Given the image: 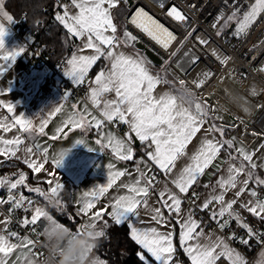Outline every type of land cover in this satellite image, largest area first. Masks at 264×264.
<instances>
[{
    "label": "snow or ice",
    "instance_id": "obj_1",
    "mask_svg": "<svg viewBox=\"0 0 264 264\" xmlns=\"http://www.w3.org/2000/svg\"><path fill=\"white\" fill-rule=\"evenodd\" d=\"M5 0H0V15L4 17L8 24H11L13 16L4 10ZM238 3V0H236ZM120 3V0H70L71 7L78 10L74 14L70 11L69 4H63V14L57 13L55 20L67 30V33L72 37L81 41V47L78 48V53L73 54L67 61L70 66V70L65 72V75L70 77L74 84L80 85L84 82L89 70L97 64L98 61L103 58L108 62V67L102 68L95 76V79L91 82L89 91V100L92 106L99 111V117L93 115L88 110L87 106L84 108L82 114L77 115L73 113V116L66 122V125H71L75 128H102L105 123L119 122L120 124L128 126V133L126 139H120L114 136L112 133H108L105 136L97 139L96 143L100 145L101 150L110 149L113 156L118 160L132 161L134 160V144L136 141L144 146V157L136 161L137 167L135 172L136 178L127 184H123L122 187L127 189V195H120L115 198V202L110 205L111 212L109 215L115 221L117 225L126 221H130L132 216L139 217V208L141 206L148 207V197L150 190L155 187L156 177L149 167V162L155 165L166 176L170 175L175 162L178 158L186 155V148L197 133L201 130L205 131L206 138L201 143L199 149L190 157L191 163L184 167L178 176L171 179V183L179 190V193L185 195L188 194L189 189L197 183L198 178L204 174L205 169L212 165L213 161L217 159L222 149L234 150L236 155H232V151H228V167L227 175L221 176L217 181L216 186L213 187V192L216 188H219V194L211 195L203 205V209H208L209 205L216 202L220 205L219 211L212 212V218L215 220L217 216L224 217L227 213L230 218H235L238 223L241 222V217L238 212L233 211V205L237 203V200L245 193L252 197L246 203L240 205L241 208L247 210L252 215L264 220V200L256 199L258 193L255 188L250 189L249 183H254L257 187L264 186V179L259 175H256V169L258 167L264 168V164L258 165L253 157L254 152L247 151L243 146L234 147L235 138L231 140H217L215 136L208 139L207 136L213 133H219L222 137L224 135V127L218 126L214 123L205 125L209 121V106L199 99L194 92L184 87V81H180L181 88L177 91V94L165 93L160 96L154 95L156 86L161 83V79L158 76H154L148 65L150 61L145 57L137 53L135 56L127 55L119 48L123 44L125 46L132 45L136 37L130 32L125 31L123 39L117 36V25L113 22L112 9L116 8ZM234 11L226 19L221 29L217 32L220 35L223 28H226L228 24L237 18L239 8L236 4H233ZM264 12V0H255V3L250 9L244 13L243 18L238 20L235 35H240L246 32L250 24L256 19V17ZM138 15H143L138 13ZM169 16H173L178 21H184L186 16L182 14L177 8L172 7L168 13ZM137 27L143 31L148 32L153 39H156L158 43L162 41L154 35L143 23H137L135 19L132 21ZM167 32V30H164ZM8 29L4 23H0V72L3 71L7 63H12L15 59L26 52L25 48L18 50L8 51L5 47V36ZM168 37L175 39L171 33H167ZM167 47V42H163ZM201 45H207L208 40L201 38L199 40ZM85 50H91L92 54H81ZM193 63H198V57H189ZM227 61L221 59V63L224 64ZM209 72L202 73V79L196 82L197 88L201 87L204 82L210 77ZM164 83H168L164 81ZM106 94H114V98L106 99ZM260 93L253 90L251 95L258 96ZM0 95L3 92L0 91ZM234 102L242 103L246 105L243 110L248 112L250 108H256L259 111H264V102L258 104H251L249 101L244 100L242 97L234 96ZM8 112L14 111L13 105H6ZM76 105H73L75 108ZM61 109L57 107L56 112ZM220 111V109H216ZM90 117V119H89ZM223 119V116L219 117ZM44 121L40 128L39 133H44ZM16 129L20 134L15 135L11 139H6L0 136V156L7 157L9 159H20L17 155L18 152L23 151L25 163L34 173H40L47 163L48 149L44 148L41 153V146L39 144H33L32 146L21 148L24 145V134H28L31 137L36 129L32 125V121L24 117L15 118L11 124L6 122H0V130L4 133L11 132ZM62 129H57V132H62ZM56 137H53L55 139ZM76 144H84V141H76ZM225 145L227 149H225ZM87 147V145H85ZM264 148V145H261ZM35 149V151H34ZM89 150H94L89 147ZM36 154H42L44 162H39L32 157ZM67 153H62L59 158L54 159L53 163L58 168L62 165ZM146 158V159H145ZM238 161V163H234ZM143 165V167H141ZM219 171V166H216ZM109 174L108 182L105 186H102L97 191L90 194L91 200H87L80 208V213L88 215L89 211L95 207V201L99 197L103 196L116 182L129 173L121 170H115L114 164L108 165ZM51 175V173H50ZM243 175L245 178L240 180L239 177ZM27 176L25 173L20 172L18 178L14 181L8 177H0V188L7 187L8 199L0 200V204L11 203V210L24 207L27 204L28 207H32L33 201L26 198L21 193L18 197L13 195V190L23 186L28 192L38 193L45 199L54 198L58 189L62 187L60 184H56L54 187H50L48 192L36 187L32 188L27 183ZM51 183V182H49ZM239 185V187H238ZM205 187H208L205 185ZM238 189L235 192V199L225 201V194L232 190ZM193 196L198 199L197 194L193 191ZM159 203L161 207L152 209L151 219L159 225H166L169 223L170 217H165L162 209H167L169 213H175L177 216V222H180V212L182 200L180 196L170 190L167 185L159 192ZM59 205V201H55ZM27 210V209H25ZM131 214V217L129 216ZM104 215V211H96L90 217L92 223L83 225L76 232H81L85 227H96V222L100 220ZM41 217L48 220H52V217L48 215L42 208L35 207L34 213L31 218H25L23 220L24 225H35ZM7 217L0 221L3 224L4 230H7ZM228 224L225 220L220 224L223 229ZM243 228L248 229L249 234H253L252 229L247 223H242ZM131 228V235L133 240L145 250L148 256H150L156 264H172L173 253L175 251L173 247V233L161 232L156 227L149 228H137L129 223ZM180 240L184 245V250L191 258L192 264H216V261L220 257H226L231 264H244L242 258L238 253L234 254L227 244L220 238L212 240L211 237H205L203 230L196 231L199 224L192 218L189 213L187 219H184L180 224ZM105 235L103 230L95 231L96 237H103ZM17 238L18 243L11 242V238ZM204 237L205 242L201 243V238ZM193 241V243H188ZM247 243V241H244ZM35 247L33 240L27 237L20 238L16 232H8L7 235L0 232V264H7L8 257L17 249L29 248L31 251ZM220 249V251H217ZM139 259L143 261V264H151V261L146 258L143 253H138ZM26 264H35V261L31 256L25 257ZM94 264H104L99 259L94 260Z\"/></svg>",
    "mask_w": 264,
    "mask_h": 264
},
{
    "label": "crops",
    "instance_id": "obj_2",
    "mask_svg": "<svg viewBox=\"0 0 264 264\" xmlns=\"http://www.w3.org/2000/svg\"><path fill=\"white\" fill-rule=\"evenodd\" d=\"M124 2L125 0H120V3L117 5V7L112 9L113 22L117 25V36L121 39H123V34L125 32L123 29L122 19L126 11L127 4H123ZM4 10L13 16V14L6 8L5 2ZM141 10L144 11L142 8H138L133 14V18L137 21V23H143L150 31V26H147L146 23L143 21L142 15H138V13H142L140 12ZM70 11L74 14L78 10L71 8ZM60 14H63V12ZM13 20L14 21L11 24H8L4 17L0 15V23H4L8 29L7 35L4 38L5 47L8 49V51L25 48L26 39L22 38L16 32L14 28L16 19L14 16ZM158 26L162 33L161 40L163 46V42H167L168 45L173 41V39L169 38L167 35V33L171 32L166 28L165 29L167 30V32L163 31L161 29L160 23H158ZM135 28H138V31L140 33L142 32V35H144L146 39L152 42V38L148 34V32L143 31L141 28L137 27L136 24ZM64 30L67 32L66 29ZM74 39L76 40V43L70 55L68 56L67 61L71 58L73 54L78 53V48L81 47V41L77 38ZM186 45L176 56V58H174L170 63L169 70L171 71V73L177 79L187 81L189 86L195 92L189 89L185 84L184 87L194 92L199 99L201 98L197 95V93L203 97H205L206 95H210L213 98L218 99L220 103H223L226 108H228L232 113H234V115L237 116V121L234 124L226 125L221 122H218L213 117L212 113H210L209 111V121L208 124L205 125V128H207L208 125L211 123H214L218 126H223L224 129L229 128L230 130L228 129V138L229 140L235 138L234 147L243 146L247 151L254 152V161L258 165L264 164V148H261V145H264V111H259L256 108H250L248 113H246L245 111L243 113L242 108H240V112L235 110L232 111L231 109L233 101H230V97H228V91L226 89V86H228V84L222 83L224 80V76H222L218 80H215L217 76H214V73L216 71L221 72L222 70L223 64L220 63V61L221 59L226 60L224 58V55L213 54L209 58V56L207 54H204L202 49L195 43L191 47H187ZM119 50L131 56H135L137 53H139L140 55L145 57L146 60L150 61L147 56L142 53L141 50L136 49V47H133L131 44L128 46L122 44ZM81 54L90 55L92 54V52L91 50H85ZM22 55L23 54L18 56L14 62L7 63V66L4 67L2 72H0V91L3 92V95H0V122H6L8 124H11L15 118L21 116L31 120L34 129H36L37 131H35L31 137H29L28 134L23 135L24 145H22L21 148L23 149L24 147L32 146L34 143L39 144L41 146V153L44 148H47V163L45 164V168L40 173H34L30 168H28L25 163H23V151L17 153V155L21 157L20 159H9L7 157L0 156V167H8L9 173L8 175H0V177H8L14 181L18 178V174L20 172L25 173L27 177L28 172H30L33 175L34 180H38L45 183V186L47 187L46 189L48 191L50 187H54L56 184H60L63 187L65 181H71L75 185L71 195V200L77 211L80 213V208L82 207L83 203L87 200L92 199V197L87 194H90L94 191L98 192V189L100 187L105 186L107 184L109 164H114L115 170H126L129 175L121 177L116 182V184L113 185L112 188H110L103 196L99 197V199L95 201V207L89 211L88 215L80 213L82 217V223L79 227L81 228L85 224L92 223L90 217L93 213H95L96 211H104L103 217L96 222V227L93 228L94 231L103 230V222L106 219L111 220L115 223V221L109 215V213L111 212L110 205L115 202V198H118L120 195L128 194L127 189L123 188L122 185L131 183L136 178V161L144 157V146H142L139 141H136L134 144V160H118L113 156L110 149L101 150L100 145L97 144L96 141L97 139H100L108 133H112L117 138L126 139V134L129 131L127 125L123 126L124 130L117 128L116 124L118 122L110 124L105 123V125L100 129H96L95 127L75 128L71 125H66V122L73 116V113H76L77 115L82 114L84 112L85 106H87L88 110L91 111L93 115L99 117V111L92 106L91 101L89 100V91L90 87L93 86L91 85V82L95 79L96 74L102 68L108 67V62L101 58V60L98 61L97 64H95L89 70V73L86 76L84 82L80 84L85 86L84 93L82 97L75 99L72 97L70 89L65 90L59 87V84L64 81H68L73 86L77 85L73 83L70 77L65 75V72L67 70H70V66L68 65L67 61L65 66L61 69L59 75L55 76L56 80L52 81V84L50 86V92L45 94L41 91L40 86L45 77L50 74L49 68L47 66H44L39 69L34 67L25 68L21 63ZM189 57H198V63H193ZM3 63V61H0V64ZM148 67L150 68V71L154 76H158L161 79V83L156 86L154 95L158 97L165 93L177 94V91L181 88L180 82L174 80L170 75H165L163 77L151 61ZM230 71L231 70H228V75H226L231 77L233 75ZM204 72H209L211 75L201 87L197 88L196 82L199 79L203 78L202 73ZM235 76H237V82L232 88L235 90L233 96H236V92L240 90V97H242L244 100L249 101L252 95L249 93L248 90H250V86H252V90H256L260 94L252 98L251 104H258L264 102V88H262L257 81H255L252 77L248 75L246 76L238 74ZM228 79L230 80L231 78ZM164 81H167L168 83H164ZM105 98L112 99L114 98V94H106ZM201 100L209 106L206 101H204L203 99ZM236 104L239 106L238 103ZM6 105H13L14 111L8 112ZM73 105H76V107L73 108ZM57 107H60L61 109L59 112L55 111ZM44 121H46L47 123L44 124V133L41 134L39 133L38 129ZM57 129H62L63 131L58 133ZM19 134L20 133L16 129H13L11 132L8 133H4L2 130H0V136H3L6 139H11L15 135ZM213 136H215L217 140H222L219 133H213L212 135L207 136V138L211 139L213 138ZM53 137L56 138L53 139ZM205 138L206 134L204 130H201V132L196 134V136L188 144L185 150L186 155L177 159V161L175 162V167L173 168L171 174L168 176H166L163 172L156 168L155 165L149 162V167L152 169L150 175H155L156 183L155 187L150 190V195L148 197V207L141 206L138 209L140 213L139 217H131V214H129V216L131 217L130 221H126L124 223H126L128 226L129 235L131 238L132 235L129 223H131L132 226L137 228L156 227L161 232H172L173 247L175 249L173 253L172 264H183L176 251L175 237L185 256L192 264L191 258L185 252V246L181 244L180 240V224L183 222L184 219H187L189 213H191L192 218L196 220L199 224V227L196 229V231L203 230L205 237H211L212 240H216L217 238L222 239L224 243L227 244L228 247L233 251L234 254L238 253L240 255L245 264V255L241 252V250L235 243H232L228 240L227 236L223 233V230L220 227V224L224 223V220L219 223L218 227L212 228L204 223H201V221L196 215V209H203V203L207 199H209L211 195L219 194L220 189L216 188V191L213 192V187L216 186L217 181L220 179L221 176L226 177L227 175L228 151H232V155L234 156L236 155L235 151H226L222 149L217 159L213 161L212 165L205 169L204 174L201 175L197 181L200 184L199 191L196 192L198 199L194 197L193 194H191V197H194L195 201L187 200V195L179 193V190L176 189L175 186L171 183V179L178 176L179 173L183 170V168L191 163L190 157L195 154V152L199 149L201 143ZM78 140L84 141V144H76V141ZM85 145H87V147ZM89 147L93 148L94 150L90 151ZM62 153H67V156L64 158L62 165L57 168L53 163V160L59 158ZM32 158L38 160L39 162H44V157L42 154H36ZM18 162L23 164L24 168L26 169L25 171L20 170L18 168ZM234 163H238V161H234ZM216 166H219V171L217 170ZM141 167H143V165H141ZM255 171L256 175H259L262 179H264V168L258 167ZM12 172L15 174H12ZM244 178L245 177L243 175L239 177L240 180H243ZM165 185H167V187L173 192H176L182 200L180 222H177L178 218L175 213H169L167 209H162L165 217H170V219L168 224L159 225L151 219V215L152 209L161 207L159 203V192L164 189ZM205 185H207L208 187H205ZM22 187L23 186H20L18 187V189L23 192ZM62 187L58 189V193L60 192ZM249 188H255L257 191L258 188L264 189V186L257 187L254 183L250 182ZM237 190L238 189H232L228 191L225 194V201L227 202L232 199H235V192ZM0 192H8L7 187L0 188ZM24 195L26 196V198L31 199L33 201L29 219L33 215L35 207L42 208L48 215L53 217L46 210L44 203L40 201L37 197H35V195L28 193H24ZM249 199H252V197L248 195V192H245L237 200V202L239 203V205H241L242 203H246ZM256 199L264 200V194L260 196L258 195ZM219 208L220 205L216 202H213L211 205H209L208 209L211 218L212 212H218ZM233 211L238 212L234 207ZM245 211L249 213L247 210ZM252 216L257 219H260L259 217H256L254 215ZM5 217H7L8 220V215L0 210V221L4 220ZM221 218L223 217L217 216L216 219ZM41 219L47 222L46 218L41 217ZM101 221L102 224H99ZM241 223H244L242 219ZM4 227L5 226L3 224H0V232H2V234L7 235L8 232H12L9 231L8 228L6 231H3ZM20 238L22 239L24 237ZM40 238L44 241L46 245L44 231L40 233ZM252 238H254V236L252 234L250 235L248 229L245 228V231L242 233V235L237 238V241H239L240 244H247ZM133 241L135 242V240ZM244 241H247V243H244ZM11 242L18 243L19 241L17 240V238L13 237L11 238ZM67 242L68 241L65 240V243ZM204 242V237H202L201 243ZM188 243H193V241H189ZM217 251H220V249H217ZM136 253L137 256L138 253H143L146 258L151 261V264H156V262L150 256H148L146 251L141 249L139 245ZM26 255L31 256L35 261V264H43V261L45 260H40L37 254L34 252L33 248L31 249V251H29V248H23L15 250L8 257L7 264H26ZM92 258L93 260L99 259L100 261H103L104 264H110L95 250V248L92 252ZM216 264H231V262L226 257H220V259L216 261ZM251 264H264V245H262L258 249L257 253L253 257Z\"/></svg>",
    "mask_w": 264,
    "mask_h": 264
},
{
    "label": "built area",
    "instance_id": "obj_3",
    "mask_svg": "<svg viewBox=\"0 0 264 264\" xmlns=\"http://www.w3.org/2000/svg\"><path fill=\"white\" fill-rule=\"evenodd\" d=\"M125 2L127 3V7L122 19L124 31L130 32L137 38L134 42L136 49L141 50L136 46L137 42H141L147 48L152 50L162 61L159 66L164 67L174 80L178 82L184 81L177 79L171 73L169 70L170 63L181 52L193 35L198 32H203L209 35L214 47L218 48L221 53L223 52V54L226 55L228 60L226 66L228 70H231L230 72L233 76L238 74L248 75L264 88V12H261L247 31L241 35L229 36L227 32L231 31L233 25H231L232 27L227 26V31L225 33L217 35V32L221 29V26L224 23V19L234 11V3L236 4V7L239 8L238 13L242 14L254 4L255 0H238V3L236 0H166V5H175L190 19L187 25H183L167 15L164 9L165 5L163 9H158L157 6L148 0H132L131 4L126 0ZM63 4H69L70 9L72 8L70 0H54L53 3H46L42 7V10L47 14L46 19L37 18L34 23H30L27 19L28 16L26 11H23L18 19L15 20L14 28L16 32L22 38L26 39V52L22 55L21 59V61H24L25 63L22 65L25 68L34 67L38 69L47 66L50 70V74L45 77L40 86L41 91L45 94L50 92V86L54 77L59 75L61 69L66 64V61H61L60 59L54 61L49 60L38 46V39L41 34L48 29L49 23L55 20L56 14L63 12ZM139 7L149 15L158 19L161 24L176 36L167 47L161 44L155 46L152 42L146 39L144 35H142V32L140 33L138 31V28H135V24L132 22L131 17ZM220 17H223L224 19H219L218 21V18ZM230 27L231 29L228 30ZM205 46L206 45H200L201 49H205ZM228 70L226 68L223 69L220 75L224 76V78L227 77ZM184 84L194 91L186 81H184ZM59 87L65 90L70 89L72 97L75 99L82 97L85 90L84 85L73 86L68 81L60 83ZM197 95L209 104L210 113H212L213 117L218 122H221L219 117L213 111L212 104L206 100L205 97L200 96L198 93ZM116 125L117 128L124 130L123 124L118 122ZM199 186L200 184L197 182L191 189H189L187 200L195 201V198L191 197V194L193 191L195 193L199 191ZM21 193L23 192L20 189L13 190V195L17 197ZM257 193L259 196L264 194V189L258 188ZM8 195V192H0V200L6 201ZM233 207L238 211L244 223H247L252 229V235L254 238H252L247 244H240L239 241H237V238L245 231V228L241 226L242 223H238L235 218H230L227 213L223 218L214 220L209 214V209L199 208L196 209V215L201 223L212 228L218 227L220 222L227 220L228 224L222 229L223 233L227 236L228 240L235 243L245 255V264H251L258 249L264 245V220L257 219L247 213L240 207L238 202L233 205ZM11 208V203L0 204V210L8 215L7 228L9 231L16 232L19 237H28L33 240L35 243L33 250L38 258L40 260L46 259L47 247L44 241L40 238V233L44 231L47 222L40 218L35 225H24L23 220L26 217L29 218L31 207H28L27 204H25L24 208L21 207L10 211Z\"/></svg>",
    "mask_w": 264,
    "mask_h": 264
},
{
    "label": "trees",
    "instance_id": "obj_4",
    "mask_svg": "<svg viewBox=\"0 0 264 264\" xmlns=\"http://www.w3.org/2000/svg\"><path fill=\"white\" fill-rule=\"evenodd\" d=\"M54 0H5L6 8L13 14L15 19H18L23 11L27 13V19L30 23H34L37 18L46 19L47 14L42 10V7L46 3H53ZM161 29L165 28L161 24ZM76 40L71 37L59 24L58 21L53 20L49 23L48 29L41 34L38 39V46L41 51L54 61L60 59L61 61H67ZM135 47V46H134ZM24 64V61H21ZM164 77L169 76V73L158 65L153 64ZM167 77V76H166ZM55 78V77H54ZM53 79V81H55ZM229 128L224 129V135L222 140H229ZM225 148L227 146L225 145ZM17 165L20 170H26L22 163L18 162ZM18 171V170H17ZM8 167H0V175H8ZM12 174H15L12 172ZM30 187H39L45 192H48L45 183L34 180L33 175L28 172L27 182ZM74 183L71 181H65L64 186L57 195L52 199H45L35 192H28L26 188H23L24 193L35 195L45 205L46 210L59 222L73 231H77L82 223L81 214L77 211L72 203L71 195ZM59 201V205L53 204V201ZM102 224V221L99 223ZM103 231L105 235L103 237H96L97 244L94 247L95 250L110 264H143V261L137 256L138 245L133 241L129 235L128 226L126 223L117 225L111 220H105L103 222ZM176 251L183 264H191L188 258L185 256L181 247L177 243L175 237Z\"/></svg>",
    "mask_w": 264,
    "mask_h": 264
},
{
    "label": "clouds",
    "instance_id": "obj_5",
    "mask_svg": "<svg viewBox=\"0 0 264 264\" xmlns=\"http://www.w3.org/2000/svg\"><path fill=\"white\" fill-rule=\"evenodd\" d=\"M44 238L47 258L43 264H94L92 252L97 241L93 228L85 227L79 233L73 232L52 217V220L47 219Z\"/></svg>",
    "mask_w": 264,
    "mask_h": 264
},
{
    "label": "bare ground",
    "instance_id": "obj_6",
    "mask_svg": "<svg viewBox=\"0 0 264 264\" xmlns=\"http://www.w3.org/2000/svg\"><path fill=\"white\" fill-rule=\"evenodd\" d=\"M148 1H150L152 4H154L155 6H157L158 7V9H163L164 8V5H165V13L168 15V13H169V11H168V7L170 6V4H167L166 5V0H148ZM140 8V7H139ZM178 11H180L182 14H184V12L181 10V9H178ZM140 12H142V19H143V21L146 23V25L147 26H150V31L154 34V35H156L160 40H161V34H160V31H159V26H158V23H160L159 21H158V19H156V18H154L153 16H151V15H149L146 11H140ZM185 15V14H184ZM186 16V15H185ZM170 17H172V16H170ZM173 18V17H172ZM131 19H132V21H133V16L131 17ZM174 19V18H173ZM175 21H178V20H176V19H174ZM189 21H190V19L186 16V19L184 20V21H179L181 24H183V25H187L188 23H189ZM191 23V22H190ZM161 24V23H160ZM163 25V24H162ZM164 26V25H163ZM165 27V26H164ZM176 37V36H175ZM151 38H152V36H151ZM201 38H204V39H206V40H208V44L207 45H209L210 46V50L208 51H206V49H207V47H205V49H202V51H203V53L204 54H207L208 56H209V58L211 57V55H213V54H219V55H221V54H223V52L221 53L220 52V50L218 49V48H215L214 47V44L212 43V41H211V39H210V37H209V35L208 34H205V33H203V32H198V33H196L193 37H191L190 38V41L188 42V44L186 45L187 47H191L194 43L197 45V46H199L200 47V43H199V40L201 39ZM162 41V40H161ZM152 43L155 45V46H157L158 44H161V45H163L162 44V42L161 43H158L157 42V40L156 39H153L152 38ZM201 48V47H200ZM221 53V54H220ZM224 55V54H223ZM224 58L226 59V61L228 62V60H227V57H226V55H224ZM226 62V63H227ZM220 63H221V61H220ZM226 63H224L223 65H224V68H226V69H228L227 68V66H226ZM187 82V81H186Z\"/></svg>",
    "mask_w": 264,
    "mask_h": 264
},
{
    "label": "rangeland",
    "instance_id": "obj_7",
    "mask_svg": "<svg viewBox=\"0 0 264 264\" xmlns=\"http://www.w3.org/2000/svg\"><path fill=\"white\" fill-rule=\"evenodd\" d=\"M254 3H255V2H254ZM123 4L126 5L127 3L124 2ZM172 7L177 8L175 5H170V6L168 7V11H170ZM249 9H250V8H249ZM249 9H248V10H249ZM177 10H178V8H177ZM248 10H247V11H248ZM247 11H246V12H247ZM244 13H245V12H244ZM244 13H242V14L238 13V14H237V18L234 19L233 21H231V22L228 24V26L233 25L231 31L227 32V33L229 34V36H235L234 33L236 32L237 22H238V20H240V19L243 18ZM173 18H174V17H173ZM256 18H257V17H256ZM174 19H175V18H174ZM253 22H254V21H253ZM253 22H252V23H253ZM252 23H251V24H252ZM251 24H250V26H251ZM250 26H249V27H250ZM249 27H248V28H249ZM164 28H166V27H164ZM248 28H247V29H248ZM166 29H167V28H166ZM159 31H160V28H159ZM226 31H227V27H226V28H223V31L221 32V34L225 33ZM246 31H247V30H246ZM170 32H171V31H170ZM160 34H162L161 31H160ZM171 34H172V36L175 37V35L173 34V32H171ZM240 35H241V34H240ZM193 36H194V35H193ZM193 36H192V37H193ZM236 36H238V35H236ZM173 40H174V39H173ZM188 41H189V40H188ZM205 47H207L206 51H207V50H208V51L210 50V46H209V45H206ZM141 51H142V53H144L143 50H141ZM223 69H225V68H224V65H222V70H223ZM222 70H221V71H222ZM220 73H221V72H218V71H216V72L214 73V76H217L215 80L220 79L219 77L222 76V75H220ZM228 78H231V79L229 80ZM228 80H229V81H228ZM221 82H222V81H221ZM236 82H237V76H231V77H230V76H227V77L224 78V80H223L222 83H225V84L227 83V84H228V86H226V89H227V91H228V97H230V101H231V102L233 101V102H232L233 105H232V109H231V110H232V111L235 110V111H239V112H240V108L243 109L246 105H243L242 103H238L239 106H240V107H239V106L234 102V100H233V97H234L233 95H234V93H235V90L232 89V88L234 87V85H235ZM214 84H215V82H214ZM214 84H213V85H214ZM212 87H213V86H212ZM250 87H251V89L248 90V91H249V93L251 94L252 91H253V90H252L253 87H252V86H250ZM211 91H212V90H211ZM236 96H239V97L241 96V92H240V90H238V91L236 92ZM253 97H254V96H252L251 99L249 100L250 103H251ZM248 112H249V111H248ZM248 112H246V113H248ZM243 113H244V110H243Z\"/></svg>",
    "mask_w": 264,
    "mask_h": 264
},
{
    "label": "water",
    "instance_id": "obj_8",
    "mask_svg": "<svg viewBox=\"0 0 264 264\" xmlns=\"http://www.w3.org/2000/svg\"><path fill=\"white\" fill-rule=\"evenodd\" d=\"M129 4H131L132 0H126ZM232 27V26H231ZM231 27L228 29L230 30ZM136 46L143 50L144 54L147 58L155 65H160L162 63L161 59L149 48L143 45L141 42H137ZM205 99L208 100L212 104V109L216 113L218 117L223 116V119H220L221 122L232 125L237 120V117L228 109L226 108L218 99L213 98L210 95H206ZM220 109V111H216V109Z\"/></svg>",
    "mask_w": 264,
    "mask_h": 264
}]
</instances>
